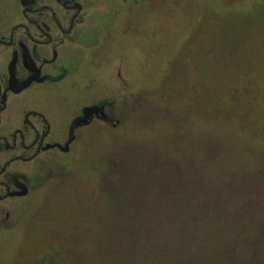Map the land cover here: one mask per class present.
Wrapping results in <instances>:
<instances>
[{"label":"rangeland","instance_id":"374dc122","mask_svg":"<svg viewBox=\"0 0 264 264\" xmlns=\"http://www.w3.org/2000/svg\"><path fill=\"white\" fill-rule=\"evenodd\" d=\"M95 4L0 264H264V0Z\"/></svg>","mask_w":264,"mask_h":264},{"label":"flooded vegetation","instance_id":"af4514ba","mask_svg":"<svg viewBox=\"0 0 264 264\" xmlns=\"http://www.w3.org/2000/svg\"><path fill=\"white\" fill-rule=\"evenodd\" d=\"M19 1L20 19L0 36V236L21 221L27 174L39 171L40 161L65 130L46 97L64 89L72 92V85L79 90L84 86L79 81H87L85 88L94 85L88 74L79 80L77 60L79 50L88 52L91 39L98 43L104 28L97 15L89 14L95 0ZM62 80L68 87H59Z\"/></svg>","mask_w":264,"mask_h":264}]
</instances>
